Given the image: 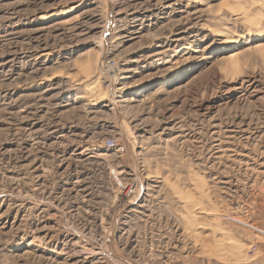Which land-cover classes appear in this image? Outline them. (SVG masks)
I'll list each match as a JSON object with an SVG mask.
<instances>
[{
    "label": "rangeland",
    "instance_id": "rangeland-1",
    "mask_svg": "<svg viewBox=\"0 0 264 264\" xmlns=\"http://www.w3.org/2000/svg\"><path fill=\"white\" fill-rule=\"evenodd\" d=\"M0 264H264V2L0 0Z\"/></svg>",
    "mask_w": 264,
    "mask_h": 264
},
{
    "label": "bare ground",
    "instance_id": "bare-ground-1",
    "mask_svg": "<svg viewBox=\"0 0 264 264\" xmlns=\"http://www.w3.org/2000/svg\"><path fill=\"white\" fill-rule=\"evenodd\" d=\"M258 1H261V2H264V0H258ZM247 2V1H246ZM111 9H112V7H111ZM228 41H230L229 42V44H231V43H235V41H233L232 40V38H228L227 39V42ZM261 46V44L258 46V47H260ZM237 52V53H236ZM231 57H236V56H238L240 53L238 52V51H236ZM98 87H100V86H98V84H96V83H93V84H91L88 88L89 89H87V93L88 94H91V95H93V94H96V92H98ZM99 93H100V91H99ZM106 93V92H105ZM105 95V94H104ZM104 95H102V96H104ZM106 95H107V93H106ZM110 96V95H109ZM92 106H96L95 104H93ZM92 108V107H91ZM193 218V217H192ZM220 231V230H219ZM215 236V235H214ZM199 238V237H198ZM216 239V238H215ZM226 241V240H225ZM220 245V244H219ZM217 246V245H216ZM222 247H224V246H222ZM232 248V247H231ZM236 249V248H235ZM229 257V256H228ZM241 258V257H240Z\"/></svg>",
    "mask_w": 264,
    "mask_h": 264
}]
</instances>
